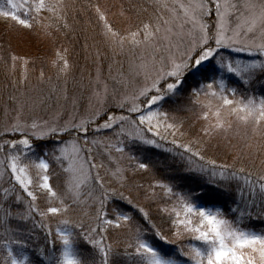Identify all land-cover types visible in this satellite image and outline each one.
Returning a JSON list of instances; mask_svg holds the SVG:
<instances>
[{
    "label": "snow or ice",
    "instance_id": "6c2138e0",
    "mask_svg": "<svg viewBox=\"0 0 264 264\" xmlns=\"http://www.w3.org/2000/svg\"><path fill=\"white\" fill-rule=\"evenodd\" d=\"M61 4L0 0V18L31 30L41 13H57ZM134 7L137 16L153 11L123 31L96 11L112 46L147 52L135 66L141 86L64 123L22 119L25 101L0 131L2 264H264V229L250 227L252 220L264 222V159L256 171L255 156L229 153L218 161L209 154L218 147L211 143L215 135L234 124L250 127L262 141L257 153H264V93L249 92L252 81L264 78V0H150L148 7ZM233 52L256 58L237 59ZM56 57L53 63L62 62L66 71L67 59L60 52ZM8 59L13 70L30 63L14 52ZM185 92L203 122L190 137L172 114L182 110ZM49 139L51 147L37 151L33 141ZM140 146L179 157L186 172L209 176L219 190L197 195L198 185L176 191L157 178L156 162L132 152L148 150ZM144 173L152 177L146 189L132 179ZM133 185L144 189L145 202L165 201L158 211L167 217L171 238L133 196ZM221 198L231 201L227 214L217 206ZM185 238L186 247H165Z\"/></svg>",
    "mask_w": 264,
    "mask_h": 264
},
{
    "label": "rangeland",
    "instance_id": "374dc122",
    "mask_svg": "<svg viewBox=\"0 0 264 264\" xmlns=\"http://www.w3.org/2000/svg\"><path fill=\"white\" fill-rule=\"evenodd\" d=\"M98 1L101 5L98 6L108 22L120 31L128 28L130 23L139 20V18L133 19V16L127 17L123 10L118 12L113 9L111 6L112 0ZM94 12L95 20L98 22V33L94 38L89 37V41H84H87L86 45L88 47L82 48L81 43L83 41L70 39L64 42L67 46L61 43L53 45V49L47 52L50 53L49 56L45 55L48 47L45 48L43 45H46L41 38V36H45L43 32L36 35L31 30L22 29L17 31L14 30L17 27L10 26L12 23L10 19L0 18V30L4 35V38H2L3 42H6V45L9 43L14 46L13 41H16L21 49L20 54L22 52L27 53L28 55H22L30 60L26 70L22 64H19L20 75H15L11 78L8 75L10 79L6 78L4 80L0 78V131H3L4 127L16 117L19 105L25 101H27V104L23 109L22 119L28 121L36 119L41 123L44 121L64 123L73 118L79 120L102 106L107 107L120 99L121 96L131 93L144 83L143 76L135 74V66L140 63V57L147 56V52L143 48L131 49L127 45L123 50L112 46L103 35V21L99 20L95 6ZM236 22V19L233 18V27ZM63 37V35H60L62 40ZM10 39H13V41ZM187 41L188 38L185 37L182 42L183 46H187ZM77 42L80 45L76 48ZM68 43L71 46L69 49ZM73 43L75 45H72ZM14 48L18 50V47L14 46ZM57 52H60L68 61L69 68L66 71L60 70L62 62L53 63V61L57 60ZM227 52L228 50H225L226 54ZM233 53L248 56L247 53ZM3 54H0V58H2ZM160 54L167 55L164 52ZM249 58L251 60L256 57ZM259 59H264V57H259ZM44 70L47 71L44 72ZM25 71L27 75L26 81L23 80ZM41 71L44 72L43 79L40 78ZM72 72L75 73V77L73 82H70ZM17 74H19V71ZM50 74H54V76ZM0 77H4V75H0ZM10 97H16V102H10ZM197 122L200 123V126L195 127L192 131H189L191 130L190 128L184 127L189 137L196 133L203 124L198 119ZM254 138L259 137L253 136L250 127L245 128L234 124L227 132H220L215 135L211 143L218 147L209 154L213 157L217 155L214 158L218 160L223 159L225 154L229 153L240 154L242 157H256L258 154L257 145L251 144V140ZM170 139L171 137H169ZM36 142L43 141L34 140V146ZM248 142L252 145L251 149L247 147L249 145ZM160 143L163 144L165 149L172 146L164 141ZM223 150L226 151L224 155ZM114 155L118 154L114 153ZM245 162L247 163V160ZM256 163L257 161L255 160ZM258 164H256V167H258ZM143 197L140 198L144 199ZM191 243L193 245L196 244L195 241H191ZM186 246L187 244L183 247Z\"/></svg>",
    "mask_w": 264,
    "mask_h": 264
},
{
    "label": "trees",
    "instance_id": "16d2710c",
    "mask_svg": "<svg viewBox=\"0 0 264 264\" xmlns=\"http://www.w3.org/2000/svg\"><path fill=\"white\" fill-rule=\"evenodd\" d=\"M52 2H55V0H52ZM149 3L150 0H112L111 6L113 9H115L118 12L123 10L124 14L127 17L133 16L134 17L133 19L136 18L146 19L148 15L151 14L153 11L151 7H148ZM98 5L101 6L98 0H62L60 10L57 13L43 12L40 14L39 17H37L35 21H32L34 25L33 28L31 29V32L35 33L36 35L41 34L43 32L45 35V36H41L42 41L46 43V45L43 44L44 47L45 48L48 47L47 51L45 52L46 53L45 55L46 56L50 55V53L47 52L53 49V45L55 46L56 44L61 43L67 46L66 44H64V42H67L70 39L83 41L81 43L82 48L88 47V45H86L87 41L86 42L84 41L85 40L89 41V37L94 38L98 33V22L97 20H95L94 17L95 14L94 6L96 9L97 7H99ZM134 5H144L145 7H148V12L140 13V15L137 16L139 10L138 8L134 7ZM10 26L17 27L14 30L17 31L22 30V28L19 25L15 24V22L13 21ZM60 35L64 36L63 40L62 38H60ZM2 38H4V35L3 32L0 30V54L4 53L3 56H5L4 58L3 56L2 58H0V72H1L0 75H4V77H0V78L4 80L6 78L10 79L12 76L14 77L15 75L16 76L20 75L19 64H17L15 70H13L11 67V63L8 59V55L10 52H15V51H16L15 53L20 54L21 49L19 48V44H17L16 41H13V39L10 40L13 41V44L16 48L18 47V50L15 49L14 46L9 43L6 45L5 44L6 42H3ZM68 44H69L68 46L69 49L71 48V46L70 43ZM72 45H75V43H73ZM79 45H80L79 42H77L76 48ZM22 54L28 55L27 53L24 52H22ZM75 68H77V66H75ZM18 71L19 74H17ZM46 71L47 70H44V72ZM74 74L75 73L72 72L71 74L72 77L70 78V82H73V79L75 77ZM8 75L10 76V78ZM50 75L54 76V74H50ZM230 86H237V85L235 82H233L232 84H230ZM240 91H244V89L240 88ZM249 92L250 94L255 93L257 96H259L261 93H264V78H258L257 80L252 81L249 86ZM189 97H190V92H185L183 96L182 110L179 112L172 111V114L176 115L179 119L183 120L184 127H188L191 129L189 131H192L195 127L200 126V123L197 122V115H198L197 111H199V107L191 104L189 102ZM172 107L173 106L165 105L166 110H171ZM252 143L258 145L262 143V141L260 140V138H254L251 140V144ZM52 144H53L52 140H45L43 142H36L35 146L37 147V151H39L41 147H51ZM140 147L148 150L137 151L135 148H133L132 152L135 155L139 156L141 159H144L145 156L147 155L151 159V161L156 162L154 171L156 172L157 178L163 179L166 182L173 184L175 186L176 191H187L189 188L197 187L198 185H203V188L198 189L197 195H199L201 191L219 190L216 185L210 182L211 178L209 176H199L195 173L186 172L184 170L186 168V163L184 161H181L179 157H173L170 153L165 152L163 149H156V148L149 149V146H140ZM225 152L226 151L223 150V155L225 154ZM261 159H264V153L257 154L256 156L255 160L257 161V163H259L257 165L258 167H256L255 169L256 171L260 170ZM105 162L107 163V161ZM145 162L148 161L146 160ZM161 162L163 166H161ZM122 163L125 166L128 165L127 160L125 162L123 161ZM168 165H171L172 167L168 168ZM193 167H195V164H193ZM132 179L136 183L143 184L146 189L148 182L152 179V177L151 175L144 173V174H137L135 177H132ZM193 179H195L196 181L195 184L192 183ZM157 191L159 192V190ZM137 193H139V195H137ZM132 194L134 197H137V199L141 204H143L146 208H148V210L151 212L153 217L156 219V222L163 226L165 235L171 238V231L169 230V225L166 223L167 217H164L162 220L160 218V214L158 211V207L163 205L165 201L158 196L155 203L144 202V199L140 198L143 197L144 195V189H136L134 185H133ZM216 203L217 206H222L224 208L225 213L227 214L228 207L231 204V201L226 198H221ZM250 227L254 228L257 231H260L264 229V222H261L259 220H252ZM2 231L3 229L0 228V232ZM189 239L190 238H185L183 241H178L176 244H171V245L166 244L165 247L174 249L175 246L177 247L185 246V244L189 243ZM42 240H43L42 234H38L36 237V242H42ZM3 256L4 253L2 252V250H0V264H2L3 262Z\"/></svg>",
    "mask_w": 264,
    "mask_h": 264
},
{
    "label": "bare ground",
    "instance_id": "6f19581e",
    "mask_svg": "<svg viewBox=\"0 0 264 264\" xmlns=\"http://www.w3.org/2000/svg\"><path fill=\"white\" fill-rule=\"evenodd\" d=\"M34 25V24H33ZM28 30V29H26ZM231 56L234 57V58H237V59H243V60H250V58L248 56H243L241 54H234V53H231ZM189 243H187L188 245ZM178 247H183V246H178ZM177 246H175L174 249L178 248Z\"/></svg>",
    "mask_w": 264,
    "mask_h": 264
}]
</instances>
